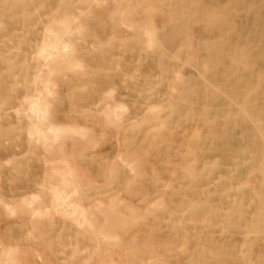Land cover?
<instances>
[{
	"label": "rangeland",
	"instance_id": "1",
	"mask_svg": "<svg viewBox=\"0 0 264 264\" xmlns=\"http://www.w3.org/2000/svg\"><path fill=\"white\" fill-rule=\"evenodd\" d=\"M3 1L0 264H264V0Z\"/></svg>",
	"mask_w": 264,
	"mask_h": 264
},
{
	"label": "bare ground",
	"instance_id": "2",
	"mask_svg": "<svg viewBox=\"0 0 264 264\" xmlns=\"http://www.w3.org/2000/svg\"><path fill=\"white\" fill-rule=\"evenodd\" d=\"M3 2H4V4H6V5L10 6V7H12L13 4H15L16 9H18V11H17V17L20 18V19H19V20H20V21H19L20 25H24V26H25V25H28L27 22H29V24H30L29 27L33 26V25H32L33 22L31 21V19L33 20L31 14H33V13H31L30 15H28L29 12H31V11H29V9H31V5L29 4V2H31V0H4ZM32 10H33V9H32ZM73 20H74V19H73ZM74 21H75V20H74ZM57 23H59V22H57ZM64 23H65V21L63 22V24H61V20H60V26H62V25L64 26ZM148 24H149V23H148ZM125 25H126V24H125ZM129 25H130V24H129ZM63 26H62V27H63ZM65 26H66V25H65ZM65 26H64V27H65ZM143 26H144V25H143ZM127 27H128V26H127ZM141 27H142V26H141ZM128 28H129V27H128ZM29 29L31 30V28H29ZM63 29H65V31L67 32V27H66V28H63ZM145 29H147L146 26H145ZM149 29H151V27H150ZM48 31H49V29H48ZM63 31H64V30H62V31H60V32H63ZM145 31H146V30H145ZM148 31H149V30H147V32H148ZM50 32H51V30H50ZM50 32H49V34H51L50 36H52V34H53V39H54L56 36L59 37V35H57V33H56V35H55V33H52V32L50 33ZM55 32H56V31H55ZM69 32H71V31H69ZM69 32H67V33H69ZM147 32H146V36H145V37H147V36L149 37V32H150V31L148 32V34H147ZM64 33H65V32L61 33V35L64 34ZM142 33H143V32H142ZM151 33H152V32H151ZM151 33H150V35H151ZM65 34H66V33H65ZM152 36H154V35H152ZM150 37H151V36H150ZM150 37H149L148 40H151V39H152V38L150 39ZM47 39H48V38H47ZM53 39H52V41H53ZM55 39L57 40V42L60 41V42H59L60 44L62 43L60 38H59L60 40L57 39V38H55ZM56 40H55V41H56ZM148 40H147V41H148ZM57 42H56V43H57ZM49 43H51V42H49ZM49 43H48V44H43V43H42V45H41V46L39 47V49H38V55H39V56L42 57V56L45 55V53H46V54H47V56L45 55L46 58H47V57H48V58L50 57V59H51V56L48 54L49 52L47 53V48L49 49V45L51 46V48H53V47L56 48V46H54V44L51 45L53 42H52L51 44H49ZM54 43H55V42H54ZM64 43H65V41L63 42L62 45H64ZM147 43H148V42H147ZM57 44H58V43H57ZM57 44H56V45H57ZM60 44H59V45H60ZM66 44L69 45L68 42H67ZM66 44H65V45H66ZM149 44H150V43H149ZM65 45H64L63 47H62V46H61V47L59 46V47H60V50H61V48H62V50H63V49H67V48L65 47ZM68 48H69V46H68ZM56 49H57V48H56ZM56 49H54V52H55V53H56V51H57ZM51 50H53V49H51ZM63 52H64V51H63ZM60 53H61V52H60ZM62 54L64 55V53H62ZM65 55H66V53H65ZM36 56H37V55H36ZM52 56H59V55L54 54V55H52ZM67 56H68V53H67ZM67 56H62V57L64 58V57H67ZM70 57H71V56H70ZM70 57H69V58H70ZM46 58H45V59L42 58L43 61H45ZM54 58H55V57H54ZM59 58H60V57H59ZM67 58H68V57H67ZM67 58H65V59L67 60ZM69 58H68V59H69ZM51 60H52V59H51ZM63 60H64V59H62L61 61H63ZM45 62H46V61H45ZM69 62H70V61H69ZM62 63H63V64L65 63L66 66H67L68 61H67V63H66V61L64 60V62H62ZM71 63H73V62H71ZM58 64H59V63H58ZM63 64H62V66H63ZM75 64H76V63H75ZM53 65H54V64H53ZM69 65H70V64H69ZM71 65H72V64H71ZM71 65H70V66H71ZM60 66H61V65H60ZM60 66H59V67H60ZM64 66H65V65H64ZM67 67H69V66H67ZM46 68H47V67H46ZM60 68H61V67H60ZM64 68H65V67H64ZM73 68H74V67L71 66V67L68 68V70L73 69ZM62 69H63V68H62ZM62 69H61V70H62ZM38 72H39V71H38ZM48 72H51V71H48ZM47 74H48V73H47ZM49 74H50V73H49ZM51 75H52V74H50V76H51ZM48 80H49V79H48ZM48 80H46V81L49 82V83L51 84V81H48ZM45 84H46V82H45ZM47 84H48V83H47ZM50 84H48L47 87L50 86ZM43 85H44V84H43ZM51 86H54V85H51ZM42 87L44 88V86H41V88H42ZM45 87H46V86H45ZM47 87H46V88H47ZM46 88H44V89H46ZM44 89H43V90H44ZM48 91H50L49 88H47V90L45 91V95L47 94ZM36 93H37V92H36ZM112 93H113V92H112ZM181 93H182V92H181ZM39 95H40V93H39ZM39 95H38V96H39ZM44 97H45V96H44ZM41 99L43 100V98H41ZM41 99H40V100H41ZM23 100H24V99H23ZM28 100L30 101V97H29ZM29 101H28V103H29ZM45 101H46V100H45ZM37 102H38V101H37ZM37 102H36V100H35V103H34V101L30 102V103H31V104H30V110H28V111H29L31 114H32V113L34 114V116L37 118L36 121H39L40 119L42 120V119L45 118V117H43V116L46 114V112L44 113V112L42 111V109H40V108L38 107V105H37L38 103H37ZM45 103H46V102H45ZM40 104H41V103H39V105H40ZM46 105H48V104H45L44 106L46 107ZM107 105H108V104H107ZM28 106H29V105H28ZM28 106H27V107H28ZM44 106L40 105V107H44ZM151 106H152V105H151ZM151 106H150V108H148L149 110L151 109ZM45 107H44V110H45ZM119 107H120V104H118V108H113L114 112H115L116 109H119ZM121 108H122V107H121ZM121 108H120V109H121ZM123 108H124V107H123ZM155 108H156V107H155ZM106 109H107V108H106ZM120 109H119V110H120ZM152 109H153V107H152ZM17 111H18V112H21L20 109H18ZM123 111H124V110H123ZM23 112H24V111H23ZM24 114H25V112H24ZM31 114H28L27 116H28L29 118L32 119ZM244 114H246V113H244ZM114 116H115V115H114ZM114 118H115V117H114ZM38 119H39V120H38ZM44 120H45V119H44ZM37 123H38V122H37ZM42 124H43V123H42ZM34 126H35V125H34ZM50 126H51V125L49 124V127H50ZM31 127H32V131H33V128H34V127H33V124L31 125ZM50 128H51V127H50ZM55 129H56V127H55ZM64 129H65V128H64ZM67 129H68V128H67ZM67 129H66V131H67ZM47 130H48V128H47ZM52 130H53V131H52ZM37 131H38V130H37ZM58 131L60 132L59 129H56V132H58ZM61 131H62V129H61ZM40 132H41V131H40ZM47 132H48V131H47ZM50 132H52V133H51V134H52V138H55L56 136H55V137L53 136V135L56 134V132H55V130H54V126H53V129H50ZM70 132H71V131H70ZM73 132H75V131H73ZM38 133H39V132H38ZM65 133H66V132H65ZM75 133H76V132H75ZM75 133H74V134H75ZM32 134H33V132H32ZM57 134H58V133H57ZM42 136H43V134H42ZM52 141H53V139H52ZM66 196H67V195H66ZM35 200H37V197H36V196H33V201H35ZM56 200H57V202H58L60 205H65V204L67 203V198H60L58 194H57ZM96 204H97V203H96ZM77 207H78V206H77ZM78 209L80 210L79 207H78ZM81 211H83V210H80V213L82 214ZM80 213H79V214H80ZM78 216H79V215H78Z\"/></svg>",
	"mask_w": 264,
	"mask_h": 264
}]
</instances>
